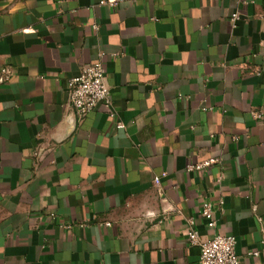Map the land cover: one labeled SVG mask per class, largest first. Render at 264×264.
<instances>
[{
    "label": "crops",
    "instance_id": "crops-1",
    "mask_svg": "<svg viewBox=\"0 0 264 264\" xmlns=\"http://www.w3.org/2000/svg\"><path fill=\"white\" fill-rule=\"evenodd\" d=\"M100 1L0 0V264H198L189 219L264 264V0Z\"/></svg>",
    "mask_w": 264,
    "mask_h": 264
},
{
    "label": "built area",
    "instance_id": "built-area-1",
    "mask_svg": "<svg viewBox=\"0 0 264 264\" xmlns=\"http://www.w3.org/2000/svg\"><path fill=\"white\" fill-rule=\"evenodd\" d=\"M123 0H101L99 5L115 7ZM238 20V14L234 13L230 17L232 23ZM2 76L0 84L3 83V76L8 75L6 68L1 69ZM68 103L77 117H83L88 112L94 111L97 107H102L109 117H114L111 110L110 91L105 84V68L100 61L82 67L78 76L70 79L67 86ZM117 129H123L122 122L116 123ZM198 170L199 167L189 166V170ZM166 173H162L153 179L155 185L160 184L161 178H165ZM222 202H219V206ZM210 202H205L201 206L200 217L205 220L206 226L213 231L216 223L213 218L214 210ZM68 228V227H66ZM186 236L188 242L199 248L198 264H240L236 253L237 240L232 235L214 233L211 238L200 241L198 233L194 230V221H187ZM257 252L248 255L257 256Z\"/></svg>",
    "mask_w": 264,
    "mask_h": 264
}]
</instances>
